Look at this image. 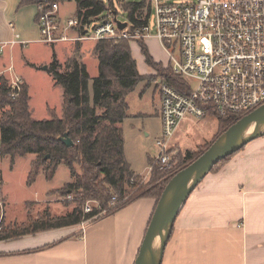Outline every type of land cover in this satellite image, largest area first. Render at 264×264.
<instances>
[{"label":"trees","instance_id":"trees-1","mask_svg":"<svg viewBox=\"0 0 264 264\" xmlns=\"http://www.w3.org/2000/svg\"><path fill=\"white\" fill-rule=\"evenodd\" d=\"M35 1L23 0L21 5H33ZM117 2L127 13L131 29L142 27L148 22L151 9L147 1ZM109 9L116 11L113 3L108 7L103 0H79L76 4L77 16H84V21ZM132 42L138 43L146 64L157 73L158 76L151 77L152 80L163 78L171 87L184 93L187 84L173 73L170 64L164 67L155 61L145 40L95 43L92 54L99 60V75L93 81V97L89 86L91 76L79 56V48L68 60L64 71H61V64L54 60L48 71L53 75L56 85L63 88L64 104L61 117L55 110H49L51 120L37 121L32 117L27 83L23 82L20 90L13 91L7 78L0 77L2 157L11 158L13 165L17 157H36L27 178L29 186L36 183L41 174L52 181L59 167L66 166L73 180L60 190L66 199L75 196L72 203H63L66 209L74 204V209L66 214L54 216L47 210L36 219L28 218L24 224L3 225L0 241L72 227L94 218L102 210H108L107 215H112L141 198L155 199L157 208L167 184L197 157L192 153L187 156L179 154L168 165L150 159L152 178L147 184H142L140 176L126 161L124 139L119 126L129 118L130 108L126 98L146 78L137 70ZM14 92L17 95L13 97ZM99 110L102 112L98 113ZM214 118L219 137L243 117H216L214 114ZM67 135L74 143L70 147L62 142ZM232 156L222 160L211 172L222 168ZM77 165L80 172L76 169ZM114 193L119 196L115 201ZM126 196H131L130 200L122 202ZM91 201H96L101 210L94 209L86 214L84 206ZM110 205L114 208L110 209Z\"/></svg>","mask_w":264,"mask_h":264},{"label":"crops","instance_id":"crops-1","mask_svg":"<svg viewBox=\"0 0 264 264\" xmlns=\"http://www.w3.org/2000/svg\"><path fill=\"white\" fill-rule=\"evenodd\" d=\"M22 2L0 0V36L3 41L12 40L15 34H19L21 39L30 43L39 34V27L37 32L26 28L22 19L23 10L19 17L10 19V14H17L19 8L27 6L21 5ZM9 23L14 25L15 31ZM148 40L151 39L145 42L149 49ZM32 43H37V40ZM85 43L72 45L70 58L79 48V56L88 70L87 57L96 59L98 66L99 60L92 54L95 45L89 50L85 48ZM16 47L7 48L14 50ZM137 49L140 51V48ZM132 55L138 63L137 55L133 52ZM151 55L164 67L170 64V61L164 64ZM141 58L145 60L142 54ZM9 68H13V73L26 83L21 73L15 72L14 63L0 69V74L5 72V77ZM155 74L152 70L141 75ZM55 112L62 116V111L59 114ZM190 123H183L176 138L193 130ZM145 176L150 177L149 171ZM59 189L47 192L44 197L36 193L38 199L21 205L48 202L50 195ZM2 192L7 199L5 216L9 219L12 217L11 194L4 185ZM155 208V199L141 198L87 225H72L0 241V264H135ZM172 235L162 264H264V136L251 141L222 168L207 175L181 209Z\"/></svg>","mask_w":264,"mask_h":264},{"label":"built area","instance_id":"built-area-1","mask_svg":"<svg viewBox=\"0 0 264 264\" xmlns=\"http://www.w3.org/2000/svg\"><path fill=\"white\" fill-rule=\"evenodd\" d=\"M78 1L36 0L37 42L52 46L155 39L168 54L173 73L187 84L182 93L163 78L156 80L163 130L156 143L158 155L154 160L158 163H171L172 141L183 123L215 120L214 114L245 117L264 106V0H188L181 5L145 0L151 9L148 22L131 29L126 21L125 30L118 25L117 11L110 9L86 21L77 12L64 19L62 7ZM9 27L15 31L12 23ZM28 43L19 34L7 41L0 36V56L9 46ZM7 72L11 74L7 78L11 89L20 90L23 81L12 68ZM16 95L14 92L13 97ZM91 212L88 202L85 213Z\"/></svg>","mask_w":264,"mask_h":264},{"label":"rangeland","instance_id":"rangeland-1","mask_svg":"<svg viewBox=\"0 0 264 264\" xmlns=\"http://www.w3.org/2000/svg\"><path fill=\"white\" fill-rule=\"evenodd\" d=\"M103 1L108 7L113 3L114 9L118 13V21L122 23L127 21V13L122 10L117 0ZM165 1H169L170 4L181 5L187 3L188 0ZM22 10L24 11L22 19L23 22H25L26 28L37 32V24L35 23L37 12L34 6H23L21 9L19 8L17 14L12 13L9 15L10 19H15V16L19 17ZM60 12L64 19L69 16H74L76 13V4H66V6L62 7ZM12 22L18 26L16 21L12 20ZM149 24L154 32L155 24L153 17H151ZM38 37L39 34L37 33L33 41L37 40ZM33 41H30L27 45L18 46L14 50L7 48L0 56V69L4 66L8 67L11 63H14L15 72L21 73L30 88L31 100L29 103L32 110V117L37 121L51 120L52 118L49 109H55L58 114L62 111L64 91L62 87L56 85L54 77L48 71V68L52 65L54 60H57L61 63V66L63 65L61 71H64L72 54V45H75L67 42V44H56L51 46L38 42L32 43ZM148 44L150 47L149 51L157 60L159 59L164 64H167L170 61L167 54L164 53L165 51L162 50L159 41L151 39L148 40ZM93 45H95V43L87 42L85 43V48L87 47L90 50ZM137 48H139L138 43L132 42V52L134 55H137L139 61L137 63V69L142 75L148 74V72H151L153 69L146 64L144 58H141V52L138 51ZM85 61L88 63V71L91 76L89 86L91 97H93V81L99 75L97 69L98 61L93 57H87ZM44 68H47V70ZM6 73L8 72L6 71ZM8 75L9 74H6L5 77L7 78ZM157 76V73L153 76H145L146 78L144 81H142L134 91L129 93L126 98L130 108L128 112L129 118L119 126L124 139L126 161L132 166L133 170L144 175H139L142 184H147L152 178L151 172L149 174L150 177L145 176V174L152 166L151 160H154L152 158L158 155V147L156 143L161 137L163 131L162 121L159 115L161 99L158 92V85L156 80H152L151 78H156ZM101 112L102 111L99 110L98 113ZM190 125L193 130L191 132H186L188 135H179L174 142L172 141V159L179 154L187 156L192 153L197 155L193 160L195 161L199 156L206 152V150L218 138L219 128L216 127L217 123L215 120L199 121L198 123H190ZM35 159L36 157L34 155H27L25 158L17 157L13 165L11 163V158L2 157L0 152V225L2 228L3 225L7 227L12 224L21 225L22 223H25L28 218L32 217L36 219L47 210L50 211L52 215L56 216L57 214H66L74 209V204L66 209L63 203L65 201L67 203H72L75 196L66 199L62 196V189H59L63 188L73 180L70 176V171L66 166L62 165L59 167L54 180L52 181H48L42 174L41 177L37 178L38 180L34 186L31 187L27 185V178L32 169L31 163ZM76 167L77 171L80 172V167L78 165ZM3 185L5 190L11 194L10 214L12 217H9V219L5 216L7 199L2 192ZM56 189L59 190H57L54 195H50V201L48 202L30 203L29 206L26 205L23 207L21 205L26 201H34L35 199H38L36 193L41 197H44L47 196V192ZM114 196L119 198L118 194L116 195L114 193ZM131 196H126L122 202H128ZM87 203L84 206L85 208ZM89 206L92 207L93 210H101V207L96 201L89 202ZM110 207V209L114 208L113 205H110ZM107 214L108 210H102L98 216L87 220V223L102 218Z\"/></svg>","mask_w":264,"mask_h":264},{"label":"water","instance_id":"water-1","mask_svg":"<svg viewBox=\"0 0 264 264\" xmlns=\"http://www.w3.org/2000/svg\"><path fill=\"white\" fill-rule=\"evenodd\" d=\"M122 30L128 23L118 21ZM47 70V68H44ZM254 125V130L247 135ZM264 136V106L256 109L222 133L213 144L199 156L191 165L179 171L167 184L158 202V206L151 217V222L145 234V239L139 249L135 264H162L166 247L172 238L174 226L184 204L196 190L197 186L222 160L232 156L251 141ZM62 142L70 147L74 143L68 135ZM160 239V244L155 248V241Z\"/></svg>","mask_w":264,"mask_h":264},{"label":"bare ground","instance_id":"bare-ground-1","mask_svg":"<svg viewBox=\"0 0 264 264\" xmlns=\"http://www.w3.org/2000/svg\"><path fill=\"white\" fill-rule=\"evenodd\" d=\"M256 123H251V128L248 130V132H247V135L249 134V133H251L253 130H254V125H255ZM159 244H160V239H157L156 241H155V248H157L158 246H159Z\"/></svg>","mask_w":264,"mask_h":264}]
</instances>
